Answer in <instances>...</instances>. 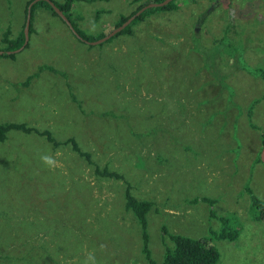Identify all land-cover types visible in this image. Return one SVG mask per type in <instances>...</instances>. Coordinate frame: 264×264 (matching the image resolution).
I'll return each instance as SVG.
<instances>
[{
    "label": "rangeland",
    "instance_id": "1",
    "mask_svg": "<svg viewBox=\"0 0 264 264\" xmlns=\"http://www.w3.org/2000/svg\"><path fill=\"white\" fill-rule=\"evenodd\" d=\"M27 1L0 0V49L6 29L9 39L20 32ZM147 2H74L71 20L97 38ZM173 4L176 10L154 11L131 35L101 46L78 41L36 8L26 48L13 60L0 56V124L46 130L57 142L73 138L99 168L120 174L133 197L153 202L146 232L156 264L171 246L161 227L191 239L218 230L207 204L187 203L195 197L213 199L216 216L232 213L249 231L241 242L214 241L216 264H264V218L249 210L243 192L247 184L264 204V0ZM43 65L65 78L41 71L23 87ZM253 100L257 130L245 116ZM45 154L55 167L42 164ZM124 181L95 176L69 145L7 132L0 143V264H84L90 252L97 264H146L136 220L124 210Z\"/></svg>",
    "mask_w": 264,
    "mask_h": 264
},
{
    "label": "trees",
    "instance_id": "2",
    "mask_svg": "<svg viewBox=\"0 0 264 264\" xmlns=\"http://www.w3.org/2000/svg\"><path fill=\"white\" fill-rule=\"evenodd\" d=\"M33 1L29 0L25 4L24 8V20H25V14H26V8L28 4ZM55 7H57L62 14L65 16V18L70 22L72 28L77 33V35L80 37V39H77L72 33V35L81 42L84 41H96L100 39L101 37L105 36L106 34H101L97 38L87 37L84 34L80 33L79 30H77L76 26L73 24L71 20V5L74 2H81L85 0H64L63 3H57L54 0H50ZM95 0H88V2H92ZM139 0H132V3H136ZM164 0H149L147 3H160ZM175 0L170 1L167 5L163 7H154L144 10L140 15H138L134 20H132L126 27H124L120 32L115 34L113 37L109 38L104 43H107L111 41L113 38H116L118 36H129L132 33V27L135 26L137 23L143 21L149 14H152L154 11H163V12H169L172 10H176V5L173 4ZM144 5L138 6L133 12H131L126 18H123L122 16L119 18L118 22L113 26V28L118 27L121 25L130 15H133L136 11H138L141 7ZM43 8L46 11L50 13L51 16L57 17L63 24L64 22L55 14V12L52 10V8L46 3L45 1L39 0L35 2L30 7V23L28 27V36L33 32V29L31 27V21L33 17V12L36 8ZM24 20L21 26L20 32L14 37L9 39L10 31L9 29H6L1 36V44L4 45V48L0 49L2 51V54L0 56L9 58L11 60L14 59L15 54H6L8 51H14L18 49L22 43H23V27H24ZM65 25V24H64ZM112 28V29H113ZM226 33L228 31H225ZM84 40V41H83ZM103 43L99 44L100 46ZM89 45V44H87ZM27 46V45H26ZM26 46L24 48H26ZM92 46V45H89ZM23 48V49H24ZM41 71H47L49 73L55 74V75H61L64 76L65 74L58 72L57 70L53 69L50 66H39L36 70V72L33 75H30L27 77L23 82L22 86L26 87L31 79L37 77L38 73ZM257 71H252L253 74H257ZM261 75V73H260ZM259 75V76H260ZM264 80V76H260ZM69 90V87H68ZM69 98L72 103L76 105L78 109H81V103L78 101L72 94L69 93ZM259 100L264 101V93L261 96ZM259 100H253L246 108L245 116L247 118V123L250 126V128L257 130L256 126H254L250 122L252 108L255 104L259 102ZM108 113H104L103 116H107ZM20 131L24 134H35L40 137H44L45 140L52 145V147H57L59 145H69L72 152H74L76 155H78L80 158H82L88 165H91L93 167V174L99 178H105V179H113V180H119L124 181L123 177L114 172L110 171L106 166L99 168L95 163L92 162L91 156L88 152H83L79 149L76 141L73 138H68L63 142H57L53 139L51 134L48 131H39L35 128L28 127L25 124H16V123H4L0 124V143L3 142L6 138V133L9 131ZM260 140H261V146L264 147V137L259 132ZM257 156L255 158V162L257 161ZM125 187H124V210L128 211L132 214L134 219L136 220V223L139 228L140 233V239H141V246H140V254L142 255L143 259L145 260L146 264H156L155 261L151 257V252L148 248V235L146 232V215L151 210L153 206V202L147 201V200H138L135 197H133L130 193V186L129 184L124 181ZM243 192L247 194L248 200H249V210L257 211V214L260 219L264 218V204L261 202L254 194L252 193L251 189L246 184L243 187ZM202 202L204 204L208 205V213L207 217L208 219H214L218 222L219 228L216 231L208 230L207 235L204 237H201L199 239H191L185 236L175 235V234H169L166 232V230L161 227V235L166 236L167 239L170 241L171 246L164 245V251L162 255V262L161 264H216L219 260V254L216 250V248L213 246L212 243L214 241H227L230 243H236V241L239 240L240 235L242 236L247 235L249 232H245L241 225V218L239 219L236 215L230 213V215L225 216H216L214 211L212 210V207L215 203L213 199L207 198V197H195L187 201L189 205H196L197 203ZM246 224V223H245ZM246 229V227H245ZM240 241V240H239ZM241 242V241H240Z\"/></svg>",
    "mask_w": 264,
    "mask_h": 264
},
{
    "label": "water",
    "instance_id": "3",
    "mask_svg": "<svg viewBox=\"0 0 264 264\" xmlns=\"http://www.w3.org/2000/svg\"><path fill=\"white\" fill-rule=\"evenodd\" d=\"M39 0H33L31 1L27 8H26V14H25V20H24V27H23V43L22 45L14 50V51H8L6 52V54H16L19 51H21L28 42V27H29V23H30V7ZM45 1L46 3H48V5L52 8V10L55 12V14L64 22V24L67 26V28L69 29V31L77 38L80 39V37L77 35V33L74 31V29L72 28L70 22L65 18V16L62 14V12L55 7V5L50 1V0H42ZM170 1L172 0H164L160 3H148L146 5H144L143 7H141L138 11H136L133 15H130L121 25H119L118 27L113 28L109 33H107L105 36L101 37L100 39L96 40V41H84L86 44L95 46V45H99L101 43H104L105 41H107L109 38L113 37L115 34H117L118 32H120L124 27H126L132 20H134L138 15H140L144 10L149 9V8H154V7H163L165 5H167ZM2 54V51H0V55Z\"/></svg>",
    "mask_w": 264,
    "mask_h": 264
},
{
    "label": "clouds",
    "instance_id": "4",
    "mask_svg": "<svg viewBox=\"0 0 264 264\" xmlns=\"http://www.w3.org/2000/svg\"><path fill=\"white\" fill-rule=\"evenodd\" d=\"M40 159H41L42 164L45 167H48L51 169V168L56 166V163H57L56 160L49 154L42 155L40 157ZM84 264H97L95 254L90 252L87 255V258H86Z\"/></svg>",
    "mask_w": 264,
    "mask_h": 264
}]
</instances>
